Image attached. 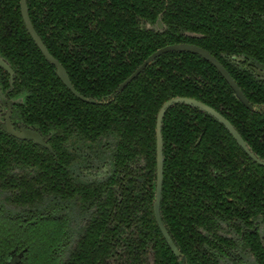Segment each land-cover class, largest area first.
<instances>
[{
  "label": "trees",
  "instance_id": "trees-1",
  "mask_svg": "<svg viewBox=\"0 0 264 264\" xmlns=\"http://www.w3.org/2000/svg\"><path fill=\"white\" fill-rule=\"evenodd\" d=\"M19 2L0 0V56L14 72L9 96L20 98L11 118L46 135L54 154L0 129V264L12 249L23 250L19 264H219L235 245L228 233L264 264V167L207 113L181 103L162 120L160 214L179 259L152 206L156 115L170 98L213 107L264 160V78L255 74L264 71V0H27L47 50L95 104L56 76ZM174 43L215 56L256 110L190 52L162 54L116 93L148 55ZM8 78L0 67L2 91ZM90 158L105 167L102 177L84 172Z\"/></svg>",
  "mask_w": 264,
  "mask_h": 264
},
{
  "label": "water",
  "instance_id": "water-1",
  "mask_svg": "<svg viewBox=\"0 0 264 264\" xmlns=\"http://www.w3.org/2000/svg\"><path fill=\"white\" fill-rule=\"evenodd\" d=\"M20 12L21 16L25 25V28L27 32L29 33L30 37L32 38L33 42L43 55L46 61L51 63L55 67V73L56 76L60 79V81L63 83V85L76 97L80 98L81 100L88 102V103H98L95 98L91 97H84L79 92L75 90L73 87L67 72L63 65L54 58L49 51L47 50L46 46L42 42L40 36L36 33L34 30V27L29 19L28 15V9H27V0H20ZM263 22H264V16H263ZM163 24L160 19H157L156 21V29L160 30L162 28ZM168 52H190L193 54H196L209 62L211 65L215 67V69L218 71V73L223 77V79L226 81V83L229 85V87L232 89L235 97L249 110L254 111L256 110L255 107L248 101L246 96L243 94L233 77L229 74V72L225 69V67L220 63V61L213 56L211 53H209L207 50L193 45L189 43H174L165 45L161 48H158L154 52H152L150 55H148L143 62L128 76L126 77L117 87L116 93L121 92L125 86H127L134 78H136L140 73L143 72V70L155 59L160 57L162 54L168 53ZM235 61H243V57H232ZM0 67L8 74L9 76V89L12 87L13 84V77L14 72L11 68V66L0 56ZM256 74L263 75V72L256 71ZM186 104L189 106H192L194 108L199 109L200 111H203L204 113H207L214 119H216L220 124H222L225 129L230 133V135L234 138L236 143L243 149V151L258 165H261L264 167V160L259 158L247 145L245 140L242 138V136L239 134V132L235 129V127L231 124L229 120H227L223 115H221L218 111H216L213 107L208 106L207 104L196 100L194 98L189 97H173L165 101L161 107L159 108L157 115H156V184H155V192H154V199H153V215L154 219L156 221V224L167 243L168 247L170 248L171 252L177 257H181V253L175 243L173 242L172 238L170 237L167 229L165 228L160 215V205H161V197H162V183H163V138H162V120L165 112L168 108L172 107L175 104ZM0 104L7 105V112L5 116V123L0 126V128L7 134L20 139V140H27L32 141L33 143L44 147L49 150L51 154H54V151L49 143H47L46 138L36 129L32 127H25L21 126L19 129H14L12 126L11 120H10V113H11V101L8 100L5 95L0 90ZM23 254V252H20V254L17 256L16 260H10L9 262L5 264H16L20 256Z\"/></svg>",
  "mask_w": 264,
  "mask_h": 264
},
{
  "label": "flooded vegetation",
  "instance_id": "flooded-vegetation-1",
  "mask_svg": "<svg viewBox=\"0 0 264 264\" xmlns=\"http://www.w3.org/2000/svg\"><path fill=\"white\" fill-rule=\"evenodd\" d=\"M157 19H159V18H157ZM155 29H156V23H155V26H153ZM163 29V26H162V28L160 29V30H158V29H156V30H158V31H161ZM191 36H194L195 34H190ZM197 46V45H196ZM202 48V47H201ZM237 62H239V61H237ZM253 69H255V68H253ZM256 71H260V72H263L264 73V71H261V70H258V69H255V74H256ZM256 75H258V74H256ZM259 77H261V78H264V74L263 75H258ZM8 80H9V78H8ZM11 89V88H10ZM9 88L7 89V90H5V91H2L1 89V92L5 95V97L8 99V100H10L11 101V113H10V120H11V123H12V126L14 127V129H19L21 126H25V127H32V126H27V125H25V124H22V123H18V122H15V121H13L12 120V118H11V115H12V107H13V104L16 102V101H19L20 100V98L18 97V98H11L10 96H9V90H10ZM6 112H7V105L6 104H4V105H2V104H0V126L1 125H3L4 123H5V116H6ZM32 128H34V129H36L37 131H39L37 128H35V127H32ZM1 129V128H0ZM2 130V129H1ZM3 131V130H2ZM4 132V131H3ZM40 132V131H39ZM5 133V132H4ZM41 133V132H40ZM7 134V133H6ZM42 134V133H41ZM9 135V134H8ZM45 138H46V141H47V136L46 135H44V134H42ZM11 136V135H10ZM13 137V136H12ZM15 138V137H14ZM47 143H48V141H47ZM92 160H94V161H92ZM89 164H87V162H83L82 164H80V165H84L85 167H92V168H94V169H101L102 170V172L104 171L103 169L104 168H102L103 166H100V167H97L98 166V160H96V159H92V158H90L89 159V162H88ZM87 164V165H86ZM106 166V165H105ZM92 168H90V169H83V170H85L84 172L85 173H87V172H90V177H102L103 175H98V174H96V173H93V169ZM84 178H86V176H84ZM88 178V177H87ZM86 178V179H87ZM14 214V213H13ZM13 214H11V216H13ZM161 215V214H160ZM162 220V219H161ZM156 222V221H155ZM158 227V226H157ZM159 229V228H158ZM261 230V229H260ZM261 232V231H260ZM228 238H230L232 241H233V243L235 244L233 247H230V248H224L225 249V254H223L222 256H221V258H220V260H219V264H221V259H222V257L223 256H230L232 259H233V261H235L236 263L238 262L239 263V260H238V257H237V252L238 251H240V250H244V251H247V250H245V249H243L242 248V246H241V244H240V242H239V240H238V237H237V235L235 234V233H228L227 235H226ZM163 237V236H162ZM171 237V236H170ZM260 237H261V239L263 240V244H264V235L262 234V232H261V234H260ZM20 252H23V250H19V251H17L16 249H12L10 252H9V256H8V258L5 260V262H4V264L5 263H7V262H9L10 260H16L17 259V256L20 254ZM23 255V254H22ZM22 255L20 256V259H19V261L16 263V264H19L20 263V261H21V258H22ZM175 256V255H174ZM252 256V255H251ZM176 257V256H175ZM253 257V256H252ZM179 259V258H178ZM254 259V258H253ZM255 261V260H254ZM256 263V262H255Z\"/></svg>",
  "mask_w": 264,
  "mask_h": 264
},
{
  "label": "rangeland",
  "instance_id": "rangeland-1",
  "mask_svg": "<svg viewBox=\"0 0 264 264\" xmlns=\"http://www.w3.org/2000/svg\"><path fill=\"white\" fill-rule=\"evenodd\" d=\"M261 108H264V106H262ZM93 173H96L98 175H103L105 174V171L102 172L101 169H94L92 168ZM105 170V167L104 169ZM237 257L239 260V263L233 261V259L228 255V256H223L221 259V264H256L253 257L251 256V254L248 251H244V250H240L237 252Z\"/></svg>",
  "mask_w": 264,
  "mask_h": 264
}]
</instances>
